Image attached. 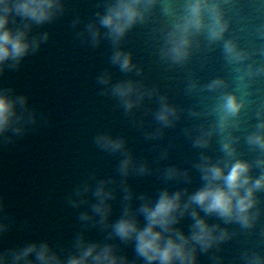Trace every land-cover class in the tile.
<instances>
[{
    "label": "clouds",
    "instance_id": "9594fccd",
    "mask_svg": "<svg viewBox=\"0 0 264 264\" xmlns=\"http://www.w3.org/2000/svg\"><path fill=\"white\" fill-rule=\"evenodd\" d=\"M156 3L157 0H109L105 12L96 14L100 28L107 29L104 36L116 48L110 57L111 63L118 65L122 72L135 70L140 74L133 63L132 53L121 50L119 44L129 30L145 21L147 13ZM63 11L62 0H0V76L4 75L6 69H19L25 57L40 50L41 45L49 39V33L32 36L33 28L53 21ZM163 12L172 15V5L165 3ZM16 18H19V23L14 28L10 27V24L16 23ZM73 23L75 25L78 21ZM229 26L224 10L216 0H186L184 14L173 23L168 33L166 42L169 47L163 51V56L174 64L184 63L190 54L192 38L206 34L210 43L223 41V52L229 63L242 64L249 59V54L234 40L225 39ZM86 31L91 44L98 46L101 32L96 24L89 23ZM261 74H264V66L253 70L248 65L247 75ZM238 78L243 79V76ZM111 79L106 71L97 78V82L110 85L111 94L119 98L126 112H130L143 99L141 86L133 80L112 84ZM224 86L223 80L214 79L206 88L214 91ZM195 87L190 85L189 91ZM107 91L102 89L101 94ZM244 107L245 101L233 92H225L219 97L212 112L217 117L215 129L221 136L223 157L213 162L211 157L201 156L200 163L195 167L201 174L203 184L197 190L189 193L186 188L176 191L165 188L154 200L146 194L137 197L126 179L133 173L147 174L148 166L134 165V158L126 150L123 138H113L107 133L97 135L95 143L99 148L123 155L117 169L122 177V207L119 218L110 222L113 214L111 201L116 199V192L110 187L116 184L114 178L97 180L94 186L90 181L84 182L67 197L74 208L89 206L78 217L84 222V229L97 225L103 230L110 229L106 239L133 244L135 255L143 260V264H197L198 250L207 252L230 238L226 229L209 223L207 217L216 216L226 224L238 223L243 228H251L258 217V213L252 211L258 203L256 193L264 191V157L254 161L255 167L261 169L260 174L254 177L253 162L237 158L234 144L239 138L228 132L229 128L239 126L235 118ZM155 117L165 127L172 126L174 119L179 118L176 107L169 104L166 97H161ZM257 118L256 131L247 136L246 142L264 153V112H258ZM39 123L41 120L37 110L29 105L27 95L16 94L13 88H0V143L10 144L29 132H36ZM211 135L208 132L196 138L194 147L207 148ZM165 177L168 180L182 177L189 181L187 172L176 167H169ZM91 180H95V177ZM88 193L92 194L94 202L89 200ZM134 199L141 201L138 207H133ZM5 208L3 197H0V235L7 233L11 227L6 222ZM201 211L205 216L200 215ZM140 217H143V225ZM185 217L192 220L188 233L176 227ZM73 247L75 251L65 258L46 240L27 242L0 252V264H137L135 259L130 260L127 255L119 254L116 244L88 240L84 231L77 233ZM244 258L247 264H264V256L259 254L245 253Z\"/></svg>",
    "mask_w": 264,
    "mask_h": 264
}]
</instances>
